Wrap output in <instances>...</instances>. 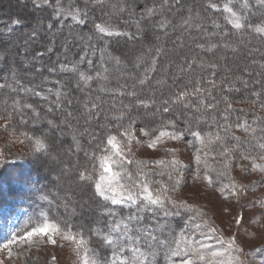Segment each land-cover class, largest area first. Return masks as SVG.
I'll return each mask as SVG.
<instances>
[{
    "label": "snow or ice",
    "instance_id": "6c2138e0",
    "mask_svg": "<svg viewBox=\"0 0 264 264\" xmlns=\"http://www.w3.org/2000/svg\"><path fill=\"white\" fill-rule=\"evenodd\" d=\"M31 2L37 9H41L45 5L52 6L53 4V0H31ZM54 2L53 15L57 17H70L78 25L86 24L91 9L100 8L103 11L107 4V0H84L83 7L78 5L65 7L63 0H54ZM255 5L264 7V0H255ZM255 5L250 0H240V6L237 8L234 0H225L222 4L215 2V0H207L204 7L206 10H215L224 15V19L227 20L234 30L242 32L250 30L251 34H259L261 38H264V16L261 17L259 22L248 19ZM107 6L118 9L120 12L129 11L126 0L124 5H120L117 2L116 4H107ZM173 7L177 11L186 13L181 25L185 32L191 35L190 29H194L203 33L199 37V40L204 42H198L195 38L193 39L196 49L201 50L204 54L211 52L213 55L217 51L223 50H230L233 54L239 51V48L233 47V45L227 42L231 34L228 30L222 28L213 20L211 23L215 29H219V32L215 30L209 32L203 23L197 22V17L200 16V13L196 12L195 9L199 6L185 7L184 0H175L174 4L170 0H148V3L141 7L140 14L136 18L135 26L137 31L135 34L118 30L108 31L107 34L108 36H126L135 40L142 30L141 22L150 23L156 18L159 19L155 24V28L167 29L170 27L171 21L165 17L164 10L168 9L170 11ZM23 23V20L19 18H14L11 21L13 26L23 25ZM47 27L52 28L53 25L48 23ZM93 27L98 33H105L107 31L106 26L101 23L94 22ZM13 30V27H8L7 34L10 35ZM3 35L4 33H0V36ZM40 36L41 33L37 30V27H33L28 33L24 44L27 45L29 42L37 41ZM211 40L220 42L211 43ZM89 47L93 54L100 53L101 58L105 57L106 54L102 49L91 45ZM47 50L51 51L50 48ZM147 51L151 54L150 66L157 63L159 57L164 54V49L160 47L149 48ZM43 54V52H38L37 56H42ZM85 55L80 57L77 64L68 65L61 63L57 67L49 68L48 71L50 73L56 71L78 73L79 81L88 84L94 77L87 75L83 71H79V64L86 62L89 66L93 65L91 59L85 61ZM10 58L8 48L0 47V61L8 63ZM136 59L141 60L142 57H137ZM227 59V56L217 57V61L208 66L211 78L204 81L203 77H198L194 81V88L191 91L188 90V86H185L184 89H178L168 99L162 100V106L160 107L156 105L154 97L148 96L142 98L135 84L130 89L125 85L124 91L120 89L115 90L119 92L120 96L129 98L131 101L129 104H123V101H121L119 108L114 107L113 112H118L119 114L105 115L102 112L101 104L92 102L90 97L91 107H89L88 103L84 105V110L87 113L85 123L90 124L92 120L99 121L101 118L106 122L112 121L110 126L107 123H98V127L103 130L104 135L96 145V150L84 153L85 157H90L91 161H95V163H90L89 166H82L75 176L74 183L81 190H87L92 193V197H90L92 202L85 201L73 207L75 203L73 197L76 193L71 187L59 189L55 193L50 190L46 191L45 188L38 190L40 192V200H47L49 203L58 201L65 213H71L75 216L77 207L81 209V212L86 209L90 211L92 218L88 221V225L78 224L74 226L70 221L60 220L59 218L51 220L41 213L42 222L31 225L30 230H25L23 234H14L4 247L8 248L9 245L18 241H28L32 237H47L49 242L55 245L57 240L54 237L58 235L63 240L71 243L78 264H154V245H163L168 249V264H176V258H180L179 264H250V260L246 259L249 256L252 259L258 260L259 264H264V243L249 248L246 246L247 242L239 241L236 235L225 237L209 220L204 219L206 213L202 208L189 204L186 200L175 199L169 194L176 193L184 182V171L188 167L187 165H184L173 155V158L167 162V165L163 159L152 161L155 164L166 165V167L170 166L169 171L156 172L154 169L145 171L144 161L128 159V155H131L132 143H139L138 138L134 134L136 121L129 113L134 109H144L147 111L154 107L156 110L150 113V115L155 117L158 113L174 112L176 106H181L185 110L193 112L192 117L185 119L184 128H179L177 121L170 119L162 122L156 128L145 125L140 129L141 134L149 139L148 146L155 148L163 137L179 140L186 135H190L193 138L191 144L194 148V164L196 166L194 178L207 181L209 186L219 183V192L224 198L242 194L246 187L259 186L257 182H250L247 186L243 183H238L231 175L229 169L231 168L230 162L234 159H239L248 162L247 164L238 165L243 176L251 175L255 171L264 173V128H259L260 134L257 135V128H251L249 122L241 120L240 117H236L235 122L230 124L229 117L230 110H232L230 103L227 104L217 120L215 132L206 131L203 126L207 122V119L201 112V109L203 108L205 112L209 109L215 111L218 102L215 100V97H211L208 88H201L200 84L204 82L213 89L218 87L215 80V69L219 68V61L223 60L226 62ZM110 60L113 62L116 70L119 71V65L122 63L120 58L112 56ZM252 63L258 62L253 60ZM193 65L203 69V61L198 62L196 57H184V63L176 67L181 74H184L190 73ZM139 66V63L133 64V67ZM101 67L104 72L109 71L106 66L102 65ZM152 70L154 71V69ZM228 71L230 72L231 69H228ZM244 71L246 72L247 69ZM12 75L14 76L15 73H12ZM100 75V71L95 73L96 78L100 77ZM144 75L147 76V72ZM173 82L175 83V80ZM57 83L59 84V81ZM150 83V79H138L140 86ZM162 83L164 81H156L157 85ZM226 83L228 81L225 76L221 79L220 85ZM256 83H259V81H256ZM8 87L7 83L0 82V89ZM75 87L81 90V83L77 82ZM228 90L231 91L232 89L229 88ZM12 91L14 93H31L43 96V92L35 91L32 87L25 86L19 81H17V87L13 88ZM48 91L51 92L52 90L49 89ZM205 93L210 97L211 102L205 103L202 98ZM55 95L57 97L56 101L48 106V112L50 113L54 108L60 109L63 107L61 103L63 93L57 91ZM193 98H195V101ZM44 99L47 100L48 97L44 96ZM96 99L98 100L99 97ZM5 103L7 104V102ZM67 104L71 105L72 101L68 100ZM12 105V112L7 113L9 117L16 111L19 101L13 98ZM23 107L32 110L33 119L38 120L40 112L34 109L32 104H25ZM261 107L264 108V105ZM72 116L73 114L70 111L65 113L62 121L64 128L69 130L72 128V123L69 120ZM20 119L24 121L23 115H21ZM125 120L128 121L127 125L123 123ZM259 123H264V118ZM48 124L54 133L61 128V125L53 124L52 121H48ZM169 126L172 131L162 130L167 129ZM233 127L242 129L246 133L250 132L251 138L245 137L242 139L235 136L231 132ZM36 132L39 135L35 137H28L26 133L24 134L30 141H34L33 152L37 154L49 152L58 137L55 135L49 136L42 129H36ZM90 135L92 136V140H97L98 133L92 132ZM229 137L236 141L232 148H229L225 143ZM72 139L76 142L77 147H79V141L76 136H73ZM121 140L125 142L124 147H121ZM206 140L208 144L215 143L221 148L218 155L223 157L220 165L223 171L209 168L206 160H202V156L206 157L208 155ZM168 151L173 154L176 152L175 149ZM132 165H136V167L132 169L130 167ZM213 173L215 174V179L213 178ZM156 175L166 176L169 183L162 185L154 179L150 182L149 177ZM225 179H227V182H224ZM16 182L21 186V189L31 184L30 179L24 176L17 177ZM260 183H264V180ZM257 202L260 203L261 210H264V202ZM116 206H120V209L127 206L133 210V214L123 216L121 215V210H118ZM144 213L151 214V221L147 224H143L145 219ZM170 217H186L180 231L173 234L171 243L168 240L160 239V235H163L168 229L166 221ZM57 220L58 222H56ZM133 222L140 225L135 228L136 235H133ZM242 222L243 215L239 214L235 219V223L236 225H240ZM189 225H192L191 230H189ZM93 240L96 241L94 247L91 246ZM105 250L107 254L101 255V251ZM9 255L11 256L10 249ZM0 264H3V262L0 261Z\"/></svg>",
    "mask_w": 264,
    "mask_h": 264
},
{
    "label": "trees",
    "instance_id": "16d2710c",
    "mask_svg": "<svg viewBox=\"0 0 264 264\" xmlns=\"http://www.w3.org/2000/svg\"><path fill=\"white\" fill-rule=\"evenodd\" d=\"M117 2L120 5L125 4V0H107V4H116ZM170 2L174 4L175 0H170ZM215 2L222 4L225 0H215ZM250 2L255 5V0H250ZM63 3L65 7L75 5L83 7L84 0H63ZM126 3L129 9L126 12L109 8L107 4L103 11L100 8L91 9L86 24L78 25L70 17H57L53 15L55 8L54 0L52 6L45 5L41 9L35 8L31 0H0V33L3 31L7 32L8 27H13L14 29L10 36L8 35L9 37L3 38L0 36V47L8 48L9 46L18 44L16 49L11 50L13 53L15 50L17 52L18 49H21L19 53H14V57H11L8 63L0 61V82H5L9 85L6 89H0V117L8 119L9 124L17 128L19 127L30 137L39 135L36 129H42L49 136L55 135L57 137V133H59L64 137L63 145H58L56 139L50 149L53 155L57 154L56 151L61 152L59 155L61 161L58 163L66 169L65 176L57 177L59 181L47 174V171L50 170L52 172L54 170L51 160L39 164L37 159L21 157L16 160L13 159L15 163L7 164V166L0 164V189H2L0 190V205L12 203L25 210L17 227V233L22 234L25 230H30L31 225L42 222L41 213L51 220L59 218L60 220L70 221L74 226L78 224L87 226L88 221L92 218V213L87 209L83 212L80 211V214L75 216L71 213L66 215L58 201L49 203L47 200H40V192L38 191L41 188H45L46 191L50 190L55 193L59 189L71 187L76 193L73 197L75 201L73 207H76L77 198L84 193L87 196L89 195L88 202H92L90 200L92 193L87 190H81L74 183L75 176L82 166H89L90 163H95V161H91L90 157H85L84 153L96 150V145L104 135L103 130L98 127V123H107L110 126L112 121L106 122L101 118L99 121L92 120L90 124L85 123L87 113L84 110V105L88 103L89 107H91V103L89 101L86 102L90 97L92 102L101 104L102 112L105 115L119 114L118 112H113L114 107L119 108L121 101H123V104H129L131 101L129 98L120 96L119 92L115 90L120 89L124 91L125 85L130 89L135 84L142 98L152 96L155 98L156 105L160 107L162 106L161 101L168 99L178 89H184L185 86H188V90L191 91L194 88V81L198 77H203L204 81L211 78L208 68L209 64L216 62L217 57L227 56V61H219L220 66L218 69H215V80L218 87L213 89L204 82L200 84L201 88H208L211 97H215V100L218 102L215 111L209 109L205 112L203 108L201 109V112L207 119V122L203 125L205 130L215 132L216 122L228 103L232 105L229 117L230 124L235 122L236 117H240L241 120H247L251 128H257V135L260 134L259 128H264V123H259L264 118V108L261 107L264 105V67H262L264 65V38H261L259 34H251L250 30L243 32L234 30L227 20L224 19V15L215 10L205 9L204 6L207 0H184V3L185 7L199 6L195 9L196 12L200 13V16L197 17V22L203 23L209 32L214 30L219 32V29H215L211 23L213 20L222 28L228 30L231 34L227 42L233 45V47L239 48L237 53L233 54L230 50H223L217 51L213 55L211 52L204 54L201 50L196 49L193 39L195 38L198 42H204L199 40V37L203 33L194 29H190L191 35L185 32L181 25L186 13L177 11L175 7L170 11L168 9L164 10L165 17L171 21V25L167 29L155 28V24L159 19L156 18L150 23L141 22L142 30L135 40L126 36H108V31L117 30L136 33V18L140 14L141 7L147 4L148 0H126ZM234 4L238 8L240 0H234ZM29 8L31 10H28ZM262 16H264V7L255 5L248 19L259 22ZM14 18L22 19L23 25L13 26L11 21ZM94 22L106 26L107 31L105 33H98L93 27ZM48 23L55 26L48 28ZM33 27H37L38 31L40 28H43V32L39 31L41 36L37 41L29 42L25 45L24 41ZM47 30L50 32L49 35L46 33ZM137 40H139L137 46H140L138 49L141 53H137L135 58L131 57L132 52H128V50H125L124 54L120 53V51H124L123 48L126 45L130 46V44L137 42ZM210 42L219 43L220 41L211 40ZM90 45L102 49L106 55L104 58H101L100 53L94 54L91 57L93 61L92 66H89L86 62L79 64V71H83L87 75L94 77L93 80L88 82V85L79 81L78 73L66 71L50 73L48 71L49 68L57 67L61 63L68 65L77 64L82 55L91 51ZM121 45L122 47H120ZM156 47L163 48L164 54L159 57L157 63L150 66L151 54L147 50ZM49 48L51 51L47 50ZM8 51L11 56L9 48ZM38 52H43L44 54L37 56ZM20 55L21 57H19ZM44 55H47L48 58L44 61L40 60ZM112 56L119 57L122 62L119 65V71L116 70L113 62L110 60ZM16 57L18 59L27 58L25 62L30 65L23 66L21 61H16ZM137 57H142V59L137 60ZM184 57H196L198 62L202 60L203 69L193 65L190 73L181 74L176 66L184 63ZM85 58L87 59L86 55ZM86 59L85 61H87ZM253 60L258 63H252ZM134 63H139L140 66L133 67ZM102 65L106 66L109 71L104 72L101 67ZM170 65L171 69L169 68ZM228 69H231V71L229 72ZM245 69H247L246 72L244 71ZM97 71L101 73L98 78L95 77ZM145 72H147V76L144 75ZM12 73H15V75L13 76ZM225 76L228 83L220 85L221 79ZM140 78L150 79L151 83L140 86L138 84V79ZM157 80L164 81V83L157 85ZM174 80L175 83L173 82ZM17 81L25 86L32 87L35 91L43 92V96L31 93H14L12 89L17 87ZM57 81H59V84ZM256 81H259V83H256ZM77 82L81 83V90L75 87ZM229 88L232 90L229 91ZM49 89L52 91L49 92ZM57 91L63 93L61 98L63 107L60 109L54 108L50 113L48 112V106L56 101L57 97L55 93ZM44 96H47L48 99L45 100ZM97 97H99L98 100L96 99ZM13 98L19 101V105L16 106V111L9 117L7 113L12 112ZM202 98L205 103L211 102L210 97L206 93ZM68 100L72 101L71 105L67 104ZM193 100L195 101V98ZM25 104H32L33 108L40 112L38 120L33 119L32 110L23 107ZM155 110L154 107L147 111L144 109H134L129 113L136 121L134 132H138L145 125L156 128L162 122L170 119L176 120L177 126L182 129L184 128L185 119L193 116L191 110H185L181 106H176L174 112L158 113L155 117H152L150 113L155 112ZM69 111L73 114L72 118H69L72 123L70 130L64 128L62 124L65 113ZM21 115H23L24 121H21ZM57 118L59 120H56ZM48 121L61 125V128L54 133L51 129L47 128L49 126ZM123 123L127 125L128 121L125 120ZM166 130L172 129L169 126ZM92 132L98 133L97 140H92V136L90 135ZM231 132L242 139L245 137L251 138L250 132L246 133L242 129L233 127ZM73 136H76L79 141V147L73 141ZM225 143L229 148H232L236 141L229 137ZM206 146L208 155L206 157L202 156V160H206L209 168H216L217 171L221 168L223 171V168L220 166L223 157L218 155V152L221 150L219 145L215 143L208 144L206 140ZM75 159L76 163L73 164ZM237 161L238 159H234L230 162V171L235 168ZM130 167L134 169L136 165ZM20 176L28 177L31 184L21 189V186L16 182V178ZM213 178H216L214 173ZM2 183L5 184L1 186ZM116 207L118 210H121V215L123 216L133 214V210L127 206L123 207V209H120V206ZM144 216L143 224L149 223L151 221V214L144 213ZM185 220L186 217L168 218L166 221L168 229L160 237H167L169 235L168 239L171 242L173 234L180 231ZM139 226L133 222V235H136L135 228ZM95 245L96 241L93 240L91 246L94 247ZM156 247L157 245H154V264H165L168 255L163 256L155 250ZM100 254L106 255L107 251H101Z\"/></svg>",
    "mask_w": 264,
    "mask_h": 264
},
{
    "label": "rangeland",
    "instance_id": "374dc122",
    "mask_svg": "<svg viewBox=\"0 0 264 264\" xmlns=\"http://www.w3.org/2000/svg\"><path fill=\"white\" fill-rule=\"evenodd\" d=\"M28 10H31V8ZM54 26L55 25H53V27ZM39 31L43 32V28H40ZM2 33H4V35L1 36L3 38L10 36L5 31ZM46 33L49 35L50 32L47 30ZM138 41L139 40L133 42L130 46L126 45V47L123 48L124 51L122 50L120 53L124 54L125 50H128V52H132L131 57L135 58L137 53H141L138 49L140 46H137L139 43ZM17 47L18 44H14L8 48L11 51ZM120 47H122V45ZM20 50L21 49H18L17 52L15 50L14 53H19ZM14 53L11 51L10 57L13 58L15 55ZM86 53V60L94 56L92 51ZM19 57H21V55ZM25 57H27V55H25ZM25 57L22 59L16 57V61H21L23 66H29L30 64L25 62V59H27ZM46 58H48L47 55H44L40 60L44 61ZM169 68L171 69V67ZM87 101L89 100H86V102ZM56 120H59V118ZM47 128L52 131L50 125L47 126ZM46 132L50 133L49 131ZM24 134L25 132L19 127L17 128L9 124L8 119L0 117V164H5L7 166V164L15 163L13 159L16 160L21 157L37 159L39 164L51 160L52 166L54 165V170H52V172H50V170L47 171V174L56 178V180H58L57 177L60 178L65 176V167L58 163L61 161V157H59L61 152L56 151V155H53L50 151L41 154L34 153V141H30ZM57 134V144L63 145L64 137L59 133ZM134 134L138 138L139 143H132L131 155H128V159L144 161L145 171L153 169L156 172L169 171L170 166L166 167V165L167 162L173 158V155L184 165L188 166L184 171V182L181 184L178 191L176 193H169L173 198L186 200L189 204L202 208L206 213L204 219L209 220L225 237L236 235L239 241H246V246L249 248L264 243V210H261L260 203L257 202H264V183H260L264 180V173L255 171L251 175L246 177L243 176L238 165L247 164L248 162L238 159L235 168L231 171L229 170L231 175L238 183H243L247 186L250 182H257L259 186L252 188L246 187L242 194L224 198L219 192V183L209 186L207 181L194 178L196 166L194 164V149L192 150L191 144L193 138L190 135H186L179 140H171L168 137H163L155 148H151L148 146L149 139L141 134L140 129L138 132H134ZM27 136L30 137L28 134ZM124 143L125 142L121 140V147H124ZM170 149H175L176 152L174 154L170 153L168 151ZM38 157L41 159L39 160ZM161 159L166 162V165L152 163V161ZM70 163L72 164V162ZM75 163L76 159L73 164ZM219 169V171H222L221 168ZM153 179L159 181L162 185L169 183L166 176L156 175L154 177H149L150 182ZM224 182H227V179H225ZM4 184L5 183H2L1 186ZM79 198H77V204L85 201L88 202L89 195L87 196V194L84 193L79 196ZM80 211L81 209L77 207L75 215L80 214ZM24 212L25 210L23 208L12 203L0 205V261H2L3 264H78L71 243L63 240L58 235L54 237L57 240L55 245L51 244L47 237H32L28 241H18L9 245L8 248H5L4 245L8 244V241L14 234H17V227ZM239 214L243 215V222L240 225H236L235 219ZM66 215H68V213H66ZM169 219L175 218L170 217ZM190 227L192 228V225ZM168 237L169 235L167 237H160V239L169 241ZM9 249L11 251V256L9 255ZM155 250L163 256L168 255V249L163 245H157ZM53 257H55V259H53ZM168 259L169 258L166 257L165 264H168ZM246 259L250 260V264H259L258 260L252 259L250 256ZM179 260L180 258H176V264H179Z\"/></svg>",
    "mask_w": 264,
    "mask_h": 264
}]
</instances>
